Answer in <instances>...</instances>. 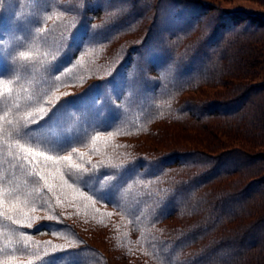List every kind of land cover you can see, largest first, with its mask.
Segmentation results:
<instances>
[{"label": "trees", "instance_id": "obj_1", "mask_svg": "<svg viewBox=\"0 0 264 264\" xmlns=\"http://www.w3.org/2000/svg\"><path fill=\"white\" fill-rule=\"evenodd\" d=\"M0 199V264H264V10L0 0Z\"/></svg>", "mask_w": 264, "mask_h": 264}, {"label": "snow or ice", "instance_id": "obj_2", "mask_svg": "<svg viewBox=\"0 0 264 264\" xmlns=\"http://www.w3.org/2000/svg\"><path fill=\"white\" fill-rule=\"evenodd\" d=\"M23 55V54H22ZM17 135L22 136V138H26L29 142H33L32 141V137L29 133L25 132V133H20L19 131L17 132ZM35 143L39 146V144L41 143L40 141H35ZM16 147L18 149L22 150V158L29 164V166H37L39 167L40 165H43L46 168H51L52 164L56 162V158L55 157H51V156H47L45 153L41 152L39 154L35 153L33 149L31 148H25L23 145L21 144H17ZM63 161L67 162L71 160V156H65L62 158ZM73 167H79V166H75L73 165ZM42 179H46V177L44 176V174H40ZM49 188L52 187V185H48ZM4 201L2 199H0V204H2ZM9 219H12L11 217H8ZM15 223H20L19 220H16ZM31 226V225H28Z\"/></svg>", "mask_w": 264, "mask_h": 264}, {"label": "rangeland", "instance_id": "obj_3", "mask_svg": "<svg viewBox=\"0 0 264 264\" xmlns=\"http://www.w3.org/2000/svg\"><path fill=\"white\" fill-rule=\"evenodd\" d=\"M221 2L223 5L229 6V7L244 6V7H252L257 10H264V7L262 8L250 0H221Z\"/></svg>", "mask_w": 264, "mask_h": 264}]
</instances>
